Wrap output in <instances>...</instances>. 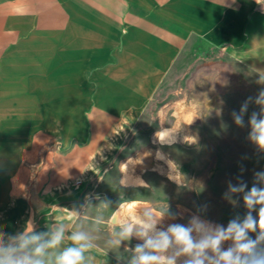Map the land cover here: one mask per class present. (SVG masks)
Wrapping results in <instances>:
<instances>
[{
    "label": "crops",
    "instance_id": "1",
    "mask_svg": "<svg viewBox=\"0 0 264 264\" xmlns=\"http://www.w3.org/2000/svg\"><path fill=\"white\" fill-rule=\"evenodd\" d=\"M222 3L0 0V231L90 227L93 264H128L98 244L115 208L88 202L107 195L88 166L111 163L113 134L146 123L195 63L264 90V0Z\"/></svg>",
    "mask_w": 264,
    "mask_h": 264
},
{
    "label": "rangeland",
    "instance_id": "2",
    "mask_svg": "<svg viewBox=\"0 0 264 264\" xmlns=\"http://www.w3.org/2000/svg\"><path fill=\"white\" fill-rule=\"evenodd\" d=\"M159 96L161 98L156 100L157 103L154 102L146 123L130 132L126 138V133L113 134L111 138L114 146L120 141L123 144L111 163L88 166L93 181H99L102 189L107 191V195L92 197L88 202L104 204L107 197L115 208L113 218L117 213L124 217L128 215V210L119 208L121 203L128 202H133V210L137 212L146 207L164 211L167 204L172 212L178 211V205L188 210L183 219L172 220L166 217L165 224L186 222L192 214L198 212V206L204 204L208 205V210L199 214L215 223L226 226L236 215L243 217L246 209L243 207L242 196L239 197L240 204L233 205L224 198V194L228 191L229 182L238 183L237 177L251 187L253 173L264 171V152L248 141L249 129L237 127L231 116L233 110L239 111L251 93L232 83H220L216 67H201L195 63L179 78L177 89L172 95L164 97L162 89ZM165 105L168 107L164 108ZM259 110L258 105L250 103L245 113V122L252 111ZM159 119L165 122L164 127L172 126L173 131L185 124L178 130V136L183 142L162 148L172 162L171 168L154 158L156 149L161 147L153 143L154 135L160 128ZM129 158L135 160V173L142 176L149 187L121 188L118 185L123 167L121 164ZM157 164L163 174L152 170ZM241 165L246 169L243 174L240 172ZM236 198L233 195V199ZM81 230L91 234L95 232L86 226ZM118 230V226L114 225L113 232ZM111 237L99 235V246L113 254L115 260L128 262L131 253L127 249L138 241L133 238L125 242L124 247H106ZM126 252L130 253L129 257Z\"/></svg>",
    "mask_w": 264,
    "mask_h": 264
},
{
    "label": "clouds",
    "instance_id": "3",
    "mask_svg": "<svg viewBox=\"0 0 264 264\" xmlns=\"http://www.w3.org/2000/svg\"><path fill=\"white\" fill-rule=\"evenodd\" d=\"M222 4L230 7L235 4V0H231V4L223 0ZM261 80H264V76H261ZM250 103L258 105L260 110L252 111L245 122ZM231 116L237 127L249 129L248 141L264 152V90L255 98H246L239 111L233 110ZM159 121L160 128L154 135L153 143L161 147L156 149L154 158L170 167L171 161L162 148L183 142L178 130L185 124L173 131L172 126L164 127L165 122ZM133 161L129 158L121 164L119 186L149 187L142 176L135 173L136 163ZM152 170L163 174L159 164ZM244 171L246 169L241 165V174ZM253 176L251 187L240 177H237L238 183H228L224 198L238 205L239 197L242 196L246 212L243 217L236 215L230 219L226 226L202 218L199 213L207 212V204L198 206V212L184 223L165 224L166 217L183 219L188 210L178 205V211L172 212L167 204L164 211L146 207L137 212L133 210L132 202L121 203L119 208L127 209L128 215L124 217L117 213L114 216L111 223L118 226L119 230L112 233L106 247H124L125 242L135 238L138 242L127 249L131 253L128 264H264V171H255ZM79 182L77 180V184ZM233 195L237 198L233 199ZM111 203L105 197V207ZM72 215L76 213H70ZM65 240L71 243L61 247ZM95 247L93 238L84 231L66 234L65 225L59 224L49 231L37 232L30 219L23 230L14 234L0 231V264H93L95 257L86 254Z\"/></svg>",
    "mask_w": 264,
    "mask_h": 264
},
{
    "label": "bare ground",
    "instance_id": "4",
    "mask_svg": "<svg viewBox=\"0 0 264 264\" xmlns=\"http://www.w3.org/2000/svg\"><path fill=\"white\" fill-rule=\"evenodd\" d=\"M133 203V202H132ZM127 210V209H126Z\"/></svg>",
    "mask_w": 264,
    "mask_h": 264
}]
</instances>
